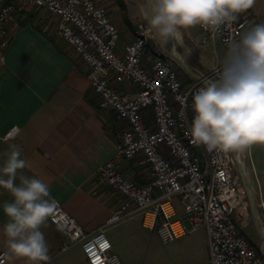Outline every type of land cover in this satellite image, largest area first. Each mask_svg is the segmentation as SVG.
<instances>
[{"label":"built area","instance_id":"2783aa9c","mask_svg":"<svg viewBox=\"0 0 264 264\" xmlns=\"http://www.w3.org/2000/svg\"><path fill=\"white\" fill-rule=\"evenodd\" d=\"M30 8L43 9L58 19L56 33L88 68L100 106L125 122L118 158L140 157L149 170L144 184L124 177L114 159L96 172L94 184L114 190L121 197L106 225L142 214L149 217L146 226L164 244L177 237V227L183 234L203 228L210 264H264L263 255L242 233L250 219L252 197L241 182L237 154L209 153L185 134L194 115L192 94L207 83L205 79L185 83L172 68L170 58L161 53L145 62V48L154 34L148 24L139 23L133 39L118 52L120 32L97 0H0V61L9 43L10 23L16 14ZM247 22L239 14L230 26L222 25L217 31L197 25L194 44L204 46L218 39L228 51L230 42L239 41ZM220 67L213 68L206 77L215 80ZM111 76L130 82L137 91L119 93L110 84ZM18 132V127H11L4 139H14ZM256 198L254 193L255 205L264 211V201ZM176 201L183 212L181 225L178 219L173 220ZM56 202L48 220L65 237L62 249L80 243L88 264H123L104 227L87 234ZM6 260L5 252L0 251V264Z\"/></svg>","mask_w":264,"mask_h":264},{"label":"crops","instance_id":"0c3cea01","mask_svg":"<svg viewBox=\"0 0 264 264\" xmlns=\"http://www.w3.org/2000/svg\"><path fill=\"white\" fill-rule=\"evenodd\" d=\"M97 2L106 9L120 32L117 46L120 52L133 39L137 25L147 24V0ZM240 18L248 20L243 33L252 25L264 22V0H255ZM57 21L43 9L30 8L16 14L9 25V43L0 61V167L6 159L3 153L10 145H17L21 149V158L27 162V167L17 172V184L20 175L43 180L49 185L51 197L62 204L87 234L93 235L102 227L105 233L110 229L108 239L123 264H144L139 254L132 252L137 248L134 223L106 225L121 203L120 195L94 184L93 177L112 159L116 160L121 174L137 184L148 181L149 170L140 157L118 158L120 132L126 124L112 110L100 106L99 97L90 84L88 68L57 35ZM195 34L188 29L181 30L182 43L169 39V51L166 48L164 52L160 49L164 48L163 44L155 35V39L150 40L154 46L145 50V62H151L150 54L155 53L169 55V58L176 56L175 49L193 70L190 73L195 80L202 78L199 74L208 75L213 68L222 65L227 49L218 39L199 46L210 54V65L205 70L196 69L191 65L194 53L187 42L194 43L198 28ZM217 44L222 51L214 49ZM110 84L121 94L137 91L135 85L119 81L115 76H111ZM13 126L18 127V134L14 139L5 140V133ZM261 175L264 176V171ZM259 184L258 193H255L264 201V187L261 182ZM11 201L12 197L0 189V251L4 252L3 228L7 217L3 213V204ZM173 206V220L182 219L181 207L177 203ZM257 215L256 226L264 241V211L258 208ZM148 222L149 217H143L141 227L154 231L146 226ZM41 231L49 245L47 264H88L80 243L62 249L65 237L48 219ZM176 232L177 237L172 241L176 253L167 255L166 264H210L206 232L202 240L183 234L179 227ZM5 264L24 262L7 258Z\"/></svg>","mask_w":264,"mask_h":264},{"label":"clouds","instance_id":"9594fccd","mask_svg":"<svg viewBox=\"0 0 264 264\" xmlns=\"http://www.w3.org/2000/svg\"><path fill=\"white\" fill-rule=\"evenodd\" d=\"M254 2L150 0L151 10L145 18L148 30L166 44L179 39L182 29L199 25L217 31L222 25L230 26ZM191 110L194 115L185 134L209 153L241 154L254 145H264V22L229 43L216 79L192 94ZM3 156L0 189L12 197L3 204L5 255L13 262L47 264L49 245L41 227L57 202L41 179L20 175L16 183L18 170L27 167L17 145H10Z\"/></svg>","mask_w":264,"mask_h":264},{"label":"rangeland","instance_id":"374dc122","mask_svg":"<svg viewBox=\"0 0 264 264\" xmlns=\"http://www.w3.org/2000/svg\"><path fill=\"white\" fill-rule=\"evenodd\" d=\"M134 1V0H132ZM136 1V0H135ZM136 3V2H134ZM135 5V4H134ZM125 16V15H124ZM185 31V29H182ZM188 30L192 33L195 34L197 30V26L188 28ZM196 35V34H195ZM155 39V34H153V38L151 40ZM172 40V39H171ZM180 42L179 44L182 43V39H173L174 42ZM188 44L192 48V51L194 53V56L192 58L191 65L194 68H200L202 70H205V67L210 65V54L207 55L208 51L207 49H203V47L195 46L193 41L187 40ZM151 47H153V43H150ZM163 47H160V49L164 52L165 49L166 51H169L170 47V40L166 44H163ZM180 47V46H178ZM212 50L213 47L210 45L209 46ZM150 49V48H149ZM216 51H222L220 45H216L214 48ZM149 51V50H148ZM227 53V52H226ZM151 58L153 59L154 55L150 54ZM153 56V57H152ZM169 57V55H167ZM179 58H182L181 55H179ZM148 57L150 58L149 54ZM170 63L172 65V68L175 69L180 76L187 77L189 78L190 81H194L195 79L192 77L191 73L188 72L185 68H183L178 61L170 56ZM196 68V69H197ZM237 154V153H236ZM237 161L240 160L242 163V168L246 172V176L250 181V184L252 185V188L254 190V193L259 190V183L261 182L264 187V176L261 175V171H264V145H254L252 146L249 150L245 151L244 153L237 154L236 156ZM237 165V164H236ZM238 166V165H237ZM239 170V168H238ZM264 189V188H263ZM256 194V193H255ZM257 197V196H256ZM257 199V198H256ZM256 203V200H254ZM175 203L178 204L176 201ZM254 203V204H255ZM256 210L258 211V207L255 205ZM250 212V209H249ZM142 219L143 215L142 214H135V216L130 219L122 220L119 223H124L127 221L128 222H133L134 226L137 230L134 231V237L136 238V246L137 248L133 250V253L139 254V259L143 260L144 264H164V260L166 259L168 254H174L176 253V247L174 244L171 242L164 244L162 243L158 235L156 234L155 231L148 230L147 228H142ZM129 220V221H128ZM182 221L179 219V224L181 225ZM188 226V224L186 223ZM189 228V226H188ZM109 230L106 232V236L109 237L110 233ZM205 229H199L193 232L191 235L189 233H186L187 236L197 238L198 240H202L203 237L205 236ZM242 233L245 235V237L256 247V249L259 250V252L263 255L264 257V241L262 236L260 235L257 226L253 222L251 218V213H250V219L248 221V225L242 229ZM207 234V232H206ZM169 256V255H168ZM166 264V262H165Z\"/></svg>","mask_w":264,"mask_h":264},{"label":"water","instance_id":"95a60500","mask_svg":"<svg viewBox=\"0 0 264 264\" xmlns=\"http://www.w3.org/2000/svg\"><path fill=\"white\" fill-rule=\"evenodd\" d=\"M147 7H148V10L150 12L151 10V3H150V0H147ZM177 61L178 63L183 67L185 68L188 72H192L193 70L186 64L185 60L182 59V58H179L177 56H173ZM199 77H202L205 79V81L208 83V82H211V80L206 77V76H202L201 74L198 75ZM236 154V153H234ZM238 163V168H239V173H240V177H241V182L243 184V186L250 192V195L252 197L251 199V202H250V213H251V218L253 220V222L255 223V225L258 226V215H257V211H256V208H255V204H254V190L252 188V185L250 184V181L249 179L247 178L246 176V172L244 171V169L242 168L241 164L239 162Z\"/></svg>","mask_w":264,"mask_h":264},{"label":"trees","instance_id":"16d2710c","mask_svg":"<svg viewBox=\"0 0 264 264\" xmlns=\"http://www.w3.org/2000/svg\"><path fill=\"white\" fill-rule=\"evenodd\" d=\"M150 43H151V42H148V44L146 45L145 50H146L147 48H151V44H150ZM180 78H181L185 83L190 82V80H189L188 78H186V77L180 76ZM258 251H259V250H258Z\"/></svg>","mask_w":264,"mask_h":264},{"label":"bare ground","instance_id":"6f19581e","mask_svg":"<svg viewBox=\"0 0 264 264\" xmlns=\"http://www.w3.org/2000/svg\"><path fill=\"white\" fill-rule=\"evenodd\" d=\"M179 39H180V38H179ZM173 52H174V54H175L176 56H179V55H178V52H177L175 49H174ZM238 162H239V163L241 164V166H242V163L240 162V160H239ZM174 226H177V224H175Z\"/></svg>","mask_w":264,"mask_h":264}]
</instances>
